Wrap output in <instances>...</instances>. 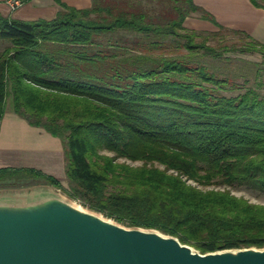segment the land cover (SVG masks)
Returning <instances> with one entry per match:
<instances>
[{
    "label": "trees",
    "instance_id": "obj_1",
    "mask_svg": "<svg viewBox=\"0 0 264 264\" xmlns=\"http://www.w3.org/2000/svg\"><path fill=\"white\" fill-rule=\"evenodd\" d=\"M143 1L76 8L54 0L51 19L0 14V40L9 42L0 51V120L10 96L14 113L59 137L68 181L1 167L0 188L40 180L116 222L157 229L202 253L264 247V204L230 190L264 194V95L251 87L226 95L235 85L191 59L198 49L222 54L183 26L201 11L193 0ZM234 32L249 38L240 51L264 56V42ZM153 36L183 38L188 55H153L163 44Z\"/></svg>",
    "mask_w": 264,
    "mask_h": 264
},
{
    "label": "water",
    "instance_id": "obj_2",
    "mask_svg": "<svg viewBox=\"0 0 264 264\" xmlns=\"http://www.w3.org/2000/svg\"><path fill=\"white\" fill-rule=\"evenodd\" d=\"M17 200L0 193V264H264V247L202 253L173 235L123 225L53 194Z\"/></svg>",
    "mask_w": 264,
    "mask_h": 264
},
{
    "label": "crops",
    "instance_id": "obj_3",
    "mask_svg": "<svg viewBox=\"0 0 264 264\" xmlns=\"http://www.w3.org/2000/svg\"><path fill=\"white\" fill-rule=\"evenodd\" d=\"M69 6L86 8L91 0H62ZM10 0H0V14L20 20L51 19L58 11L54 0H29L17 9H11ZM202 13L211 14L221 25L245 32L253 39L264 42V6L250 0H193ZM189 16L185 17L188 19ZM200 18V17H199ZM193 27L210 30L215 25L206 19H196ZM63 141L41 127L14 113L12 107L4 109L0 120V168L29 167L38 169L67 183Z\"/></svg>",
    "mask_w": 264,
    "mask_h": 264
},
{
    "label": "rangeland",
    "instance_id": "obj_4",
    "mask_svg": "<svg viewBox=\"0 0 264 264\" xmlns=\"http://www.w3.org/2000/svg\"><path fill=\"white\" fill-rule=\"evenodd\" d=\"M10 1L11 9L14 10L29 0L24 2L21 0ZM143 2L151 4L152 6L153 4H156V1L154 0H147ZM258 2L264 6V0H258ZM155 11L156 9H153L151 13ZM200 15L201 13H190L188 15L189 18L184 19L183 26L189 30H194L197 33V36H195V42L204 41L208 46L221 50L222 54L215 56L213 54L204 52L202 49H198L191 59L203 63L208 67L209 71L213 72L220 78L229 80L230 83L235 85V88L233 89L221 91L226 95H234L236 93L242 92L247 87L254 88L258 91V93H260V95H264V56L254 51H240L243 43L249 41V38L244 36L242 33L234 32V29L227 28L225 26L224 29L220 30L216 26L210 30L193 27V21L200 19ZM126 35L132 36V34L129 33H126ZM152 40L163 43L161 46L155 47L152 50L153 55H157L159 53H163L168 56L188 55L187 50L182 46L183 38L173 36H153ZM8 44V41L0 40V51ZM223 48H226V50H222ZM8 107H11L10 96L6 97L4 104V109ZM107 154L111 155V153ZM118 161H125L132 166L141 165V161H130L123 158L118 159ZM155 165L162 168L161 165ZM21 182L19 183L23 185L0 188V193L3 192V194H10L14 198H16L17 195H22L23 197H18L17 202L30 199L35 200L53 194L69 201L76 206H79L80 208L89 209L79 202V200L69 198L60 190L52 188L49 185L42 183L40 180H27ZM64 186H68V181L64 184ZM230 190L233 194L237 196H243L251 202L264 204V194L259 191H255L243 186L231 187ZM33 192H35V196L28 198ZM100 214L103 216L102 213Z\"/></svg>",
    "mask_w": 264,
    "mask_h": 264
},
{
    "label": "bare ground",
    "instance_id": "obj_5",
    "mask_svg": "<svg viewBox=\"0 0 264 264\" xmlns=\"http://www.w3.org/2000/svg\"><path fill=\"white\" fill-rule=\"evenodd\" d=\"M33 196H35V192L31 193L30 196L28 198H32ZM18 197H23L22 195H17L15 199H18Z\"/></svg>",
    "mask_w": 264,
    "mask_h": 264
}]
</instances>
